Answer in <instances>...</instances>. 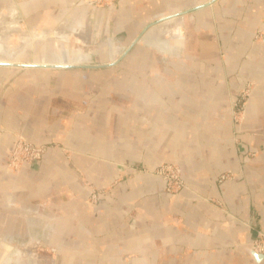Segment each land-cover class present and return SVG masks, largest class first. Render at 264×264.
I'll use <instances>...</instances> for the list:
<instances>
[{
  "label": "crops",
  "instance_id": "0c3cea01",
  "mask_svg": "<svg viewBox=\"0 0 264 264\" xmlns=\"http://www.w3.org/2000/svg\"><path fill=\"white\" fill-rule=\"evenodd\" d=\"M12 8L38 38L0 56V252L29 240L59 264H264L251 249L264 234V0H0V17ZM64 49L84 67L9 65ZM19 136L48 149L12 174ZM166 162L179 194L151 173Z\"/></svg>",
  "mask_w": 264,
  "mask_h": 264
},
{
  "label": "rangeland",
  "instance_id": "374dc122",
  "mask_svg": "<svg viewBox=\"0 0 264 264\" xmlns=\"http://www.w3.org/2000/svg\"><path fill=\"white\" fill-rule=\"evenodd\" d=\"M85 1L90 2L89 0H85ZM117 1L118 0H112L110 2H106L105 0H98V2H97V0H93L90 3H92L94 6H97V7H106L107 8V7L113 6ZM0 22L3 24L0 26V28H1L5 25V23H3L4 21L2 22L1 19H0ZM33 35H37V34H33ZM260 35H261V32H258L256 34V38H259ZM46 37L48 38V36H46ZM35 40L32 42H35ZM32 42L28 43V46H31ZM15 45H16V42L14 43V45L12 47H10V49L14 48ZM3 46H4V44H3ZM5 49L7 50V48H5V46H4V51H6ZM79 49L80 48L76 49V51ZM98 49L101 50V49H103V47H101V45H99ZM11 52L14 54L15 59H16L18 54H20L19 53L20 49H18V50L13 49ZM79 52H82V53L85 52L86 53V51L83 49H80ZM46 53H51V48L46 49ZM61 55H64V53L62 51H61ZM83 57L88 58L86 56H83ZM0 63H5V62H0ZM251 89H252V85L250 83L245 84L240 89L239 92L242 94V97L240 98L241 103L239 104L238 109L245 110ZM239 92H238V94H239ZM243 94H245V96H243ZM240 105H242V106H240ZM239 123H235V124H239ZM22 140H23V142L28 143L29 147H31V146L44 147L43 148L44 149L43 154H41L39 156H35V152H33V151H27L26 152L23 150H18L16 155H12V153L14 152L15 144H17V142L19 143ZM47 149H48V146L45 144H34V143L26 140L25 138H22L20 136L17 137L14 141L10 156H9L8 160L6 161L7 171L9 173H12V174H18L23 166L30 165V164H33L37 161L42 160ZM151 173L154 176L158 177L162 181L163 190L165 193H167L169 195L179 194L186 188V184H185V181H184L183 175H182V170L178 164L167 163V162L162 163ZM232 177H233L232 174H221L218 177V182H222L223 180H227V179H230ZM78 179L81 180L82 184H85L82 176L79 175ZM99 193H100L99 190L93 189V193L90 196V200L92 202H96L98 200ZM253 226L255 227L256 224ZM258 232H261V231H256V235L258 234ZM255 238L253 239V241L255 240ZM11 245H12V250H11V252H9V254L6 255V253H8V251H1L0 252V264H59V260L56 257L55 252H53L52 248L50 246H47L45 242L29 241V240H14V241H12Z\"/></svg>",
  "mask_w": 264,
  "mask_h": 264
},
{
  "label": "bare ground",
  "instance_id": "6f19581e",
  "mask_svg": "<svg viewBox=\"0 0 264 264\" xmlns=\"http://www.w3.org/2000/svg\"><path fill=\"white\" fill-rule=\"evenodd\" d=\"M15 13H16V8H12L9 10L8 13H6L0 17L2 22L4 21L3 23H5V25L0 28V42L5 44L4 45L5 48L8 47L6 44L8 42H12V41L14 43L16 42L15 47L22 48L26 44H28V43L34 41L36 38H38V35H33V34L27 32L26 30L22 29V27H20V25L15 21ZM86 28H87V26H86ZM48 37H50V36H48ZM60 38L66 40L65 37L62 38V36H60ZM81 44L84 45V42H82ZM64 51H65V49L62 51L65 54V55H63L64 59H62V60L61 59H58V60L54 59L52 61V63H49V64H51V65H59V64L65 65V64L77 63L78 54H77V56H74L75 58L74 57L71 58V57H69L71 54H68L66 51L65 52ZM77 53H79V51H77ZM81 60H82V62L84 60L87 61L88 58H85L82 56ZM44 65H47V64H44Z\"/></svg>",
  "mask_w": 264,
  "mask_h": 264
},
{
  "label": "built area",
  "instance_id": "2783aa9c",
  "mask_svg": "<svg viewBox=\"0 0 264 264\" xmlns=\"http://www.w3.org/2000/svg\"><path fill=\"white\" fill-rule=\"evenodd\" d=\"M92 2L93 0H89ZM106 2H110L112 0H105ZM98 2V0H97ZM245 96V94H243ZM242 94L239 92V94L231 101V116H232V122L239 123L244 119L245 116V110H240L239 104L241 103V98ZM242 106V105H240ZM14 152L12 155H16L18 150H23V151H33L35 152V156H39L43 154L44 152V147L41 146H31L29 147V144L26 142L20 141L19 143L15 144L14 146ZM251 249L254 253L264 256V234L262 232H258L256 235L255 240L252 242Z\"/></svg>",
  "mask_w": 264,
  "mask_h": 264
},
{
  "label": "water",
  "instance_id": "95a60500",
  "mask_svg": "<svg viewBox=\"0 0 264 264\" xmlns=\"http://www.w3.org/2000/svg\"><path fill=\"white\" fill-rule=\"evenodd\" d=\"M137 42V41H136ZM4 52V46L3 43H0V56L3 54ZM82 57H78L77 59V63L75 64H59V65H51V64H47V65H25V64H9V65H14V66H25V67H43V68H78V67H84L83 62H82ZM1 64V63H0ZM108 65H112V64H105V65H94L92 67H105Z\"/></svg>",
  "mask_w": 264,
  "mask_h": 264
}]
</instances>
